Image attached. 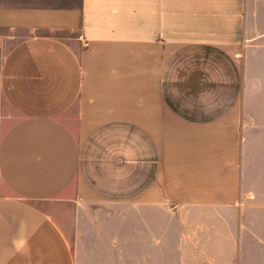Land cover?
Returning a JSON list of instances; mask_svg holds the SVG:
<instances>
[{"label":"crops","instance_id":"obj_1","mask_svg":"<svg viewBox=\"0 0 264 264\" xmlns=\"http://www.w3.org/2000/svg\"><path fill=\"white\" fill-rule=\"evenodd\" d=\"M102 204L172 264H264V0H0V264H80Z\"/></svg>","mask_w":264,"mask_h":264},{"label":"rangeland","instance_id":"obj_2","mask_svg":"<svg viewBox=\"0 0 264 264\" xmlns=\"http://www.w3.org/2000/svg\"><path fill=\"white\" fill-rule=\"evenodd\" d=\"M1 1L34 6H71L80 3V0ZM102 205L92 212V220L84 228L86 233L74 243L80 264H147L153 254L157 264H172V251L150 252L140 249L135 210ZM169 226H174L173 220L161 219L162 228Z\"/></svg>","mask_w":264,"mask_h":264}]
</instances>
